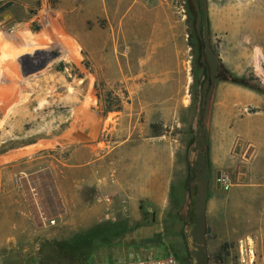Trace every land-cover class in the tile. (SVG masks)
I'll return each mask as SVG.
<instances>
[{
  "label": "rangeland",
  "instance_id": "374dc122",
  "mask_svg": "<svg viewBox=\"0 0 264 264\" xmlns=\"http://www.w3.org/2000/svg\"><path fill=\"white\" fill-rule=\"evenodd\" d=\"M196 1L204 13L201 39ZM256 16L264 27V0H0V264H125L144 246L187 258L199 240L206 264H264V195L254 196L252 177L217 172L228 183L217 195L210 190L217 173L204 174L200 230L193 228L199 175L172 179L156 207L129 201L124 193L103 195L90 185L75 188L73 181L76 161L89 159L94 147L102 154L100 170L122 179L123 152L114 165L106 161L123 139V117L142 103L139 59L149 48L148 29L163 27L164 18L173 29L175 82L159 90L180 91L181 99L163 100L168 114L151 125L152 133L170 141L193 133L186 147L204 157L206 124H215V108L234 100L242 109L235 120L253 118L254 95L264 100L254 92V86L264 90V34L254 29ZM200 61L212 94L205 132L197 129ZM220 67L249 87L221 81ZM179 107L186 109L171 115ZM17 172L13 187L8 174ZM42 172L53 182L49 193L55 199L53 178L62 174L72 196L54 217L35 178ZM236 185L245 190L233 191Z\"/></svg>",
  "mask_w": 264,
  "mask_h": 264
},
{
  "label": "crops",
  "instance_id": "0c3cea01",
  "mask_svg": "<svg viewBox=\"0 0 264 264\" xmlns=\"http://www.w3.org/2000/svg\"><path fill=\"white\" fill-rule=\"evenodd\" d=\"M259 19L258 16L254 18V29L258 30L259 34H264V27ZM168 20L169 18L163 19V27L154 26L148 29L149 35L146 42L149 48L144 56L139 59L140 67H144V74L139 75L142 78V82L140 81L142 91L138 93L137 99L141 100L142 103H140L137 111L131 110L127 116L123 117V139L118 143L119 148L112 152V161H106L105 166H112L118 161L120 150L123 152L125 163L122 179L121 177L114 179L110 169L107 172L100 170L103 166V161L100 160L102 154H100V150L94 147L89 150V159L76 161L77 171L73 178L74 187L94 186L103 195H110L111 197L124 193L123 195H126L129 201H143L156 207L163 203V198L168 192L172 179L192 180L195 175H198V172L200 176L207 169L204 173H211L212 171L233 173V171H237L235 174L237 178L252 177L254 178V196H263L264 107L261 106L264 104V100L258 99L256 95H254L253 118L235 120L242 109L236 108L238 103L234 100L224 103V107L214 109L215 124H206L205 139L208 143V152L205 153L206 159L201 157L202 152L197 154L189 148L192 146V141L188 139L193 133H183L181 139L175 137L171 141L163 134L152 133L151 125L162 121L163 116L168 114V109L164 108L163 100L181 99L180 91L164 93L159 90L160 86L175 82L173 81L172 70L176 52L172 49L173 29ZM153 88L154 90H152ZM171 109V115L176 116L177 113L183 112L186 108ZM137 116L142 117V124L137 122ZM187 144L188 147H186ZM187 148L188 150H186ZM108 152H106L107 157L110 154ZM96 154L98 157L95 158ZM231 155L234 157L228 159V157H232ZM242 157L249 159L244 162ZM76 160L78 159L76 158ZM1 161L2 159H0V164ZM196 165H199V171L196 170ZM17 175L18 172L17 174H8V180H12L10 185L13 184ZM36 175L37 182L47 192L46 202L50 203L54 217L57 212L60 213V207L66 209V204L72 202V196L63 183L65 176L62 174L61 178H53L59 196L58 199H55L49 193L52 190L53 182L48 175L43 172ZM1 185L0 181V189H2ZM236 186L233 191L241 193L245 190L243 189L245 187H241L245 185ZM207 188L209 191V186ZM210 190L217 195L222 192L217 183H214ZM213 204V201L209 202L210 206ZM129 208L131 209L130 206ZM256 208H260L259 205H256ZM259 210L264 211L263 206ZM148 249V246H144L138 251L142 254L153 253L150 249L145 251Z\"/></svg>",
  "mask_w": 264,
  "mask_h": 264
},
{
  "label": "trees",
  "instance_id": "16d2710c",
  "mask_svg": "<svg viewBox=\"0 0 264 264\" xmlns=\"http://www.w3.org/2000/svg\"><path fill=\"white\" fill-rule=\"evenodd\" d=\"M188 2H190V0H188ZM195 8L197 9V14H198V17H199L198 11L200 9L197 8V1L195 2ZM201 27H202V24H201L200 19H199L200 39H201V33L203 32ZM199 43L200 44L198 45V48H200L201 51H202L203 50V44L200 41H199ZM200 64H201V71H202V80L200 82V92H199L200 93L199 94V120L197 122V127H198L197 129L200 130V131L205 132L204 117H205V114H206V111H207V108H208L207 107L208 102L210 101V99L212 97V94H211V90L206 91V88H205V84L208 82V71H207V67L201 61H200ZM219 70H222L224 72V74H225L224 76H221L220 77V80L221 81H223V82H230L232 84H235V85H238V86H242V87H249V85L246 83L247 81H245L244 79H234L231 75H228L227 71L223 67H220L218 69V71ZM254 92H256V93L261 94L262 96H264V90H262V89H260V88H258L256 86H254ZM205 156L206 155H204V157H203L204 159H206ZM198 167H199V165H196V170L197 171H199V168ZM205 171H203V173H201V175L199 176V178L196 179L197 181H195L193 183V189L195 190L194 193H195V196H196L195 207H194L195 222H194L193 228L194 229H199V230H200V228H202V226L204 224V221L200 217V214H198V212H199L198 211V206L201 203V199H202L200 193L198 192V188L200 187V184H201L200 182L201 181H205L204 180V177H203L204 174H205L204 173ZM198 175H199V172H198ZM205 186H207V185H205ZM191 214H192V212H191ZM184 222H186V220ZM184 229H185V226L183 228V231H184ZM87 239H88L87 236H83V238L82 237L79 238V240L80 241H83V242H85ZM225 248H226V245H222V250H224ZM149 249L152 250L153 253H157L158 252L159 255H173L181 264H186V262H188V261H190V262H192L194 264H206V260H205L206 247H205V243L202 242L201 240H199L196 244H194V247L192 249V252L193 253H191V252L189 253L188 252L187 253V258H182L178 254L175 255V254H172L170 252L159 251L157 249H153L152 247H149ZM149 249L148 250H145V251H149ZM138 250H135V252H133L132 255L133 256L144 255V254H142V252H139L140 250L139 251ZM216 259L219 260V255L217 256Z\"/></svg>",
  "mask_w": 264,
  "mask_h": 264
},
{
  "label": "built area",
  "instance_id": "2783aa9c",
  "mask_svg": "<svg viewBox=\"0 0 264 264\" xmlns=\"http://www.w3.org/2000/svg\"><path fill=\"white\" fill-rule=\"evenodd\" d=\"M219 183L222 188H228L227 179L220 177ZM41 222L43 224L48 222V218L44 216V219L41 220ZM153 254L154 253H147L144 255L133 256L125 262V264H181L173 255L153 256Z\"/></svg>",
  "mask_w": 264,
  "mask_h": 264
},
{
  "label": "water",
  "instance_id": "95a60500",
  "mask_svg": "<svg viewBox=\"0 0 264 264\" xmlns=\"http://www.w3.org/2000/svg\"><path fill=\"white\" fill-rule=\"evenodd\" d=\"M197 6L199 7V3H197ZM198 13H199V19H200V22H201V24H202V27H201V28H203V23H204V13H203L202 10H199ZM216 179H217V186L219 187V186H220V183H219L220 173H217V175H216Z\"/></svg>",
  "mask_w": 264,
  "mask_h": 264
},
{
  "label": "bare ground",
  "instance_id": "6f19581e",
  "mask_svg": "<svg viewBox=\"0 0 264 264\" xmlns=\"http://www.w3.org/2000/svg\"><path fill=\"white\" fill-rule=\"evenodd\" d=\"M2 20H5V19H2ZM7 101H8V100H7ZM1 103H2V102H1ZM42 216H43V217H42ZM44 216H45L44 214H43V215H40V219H39V220H43V219H44ZM46 216H47V215H46ZM46 216H45V217H46ZM250 242H251V241H250ZM250 244H251V243H250ZM252 245H253V243H252Z\"/></svg>",
  "mask_w": 264,
  "mask_h": 264
},
{
  "label": "flooded vegetation",
  "instance_id": "af4514ba",
  "mask_svg": "<svg viewBox=\"0 0 264 264\" xmlns=\"http://www.w3.org/2000/svg\"><path fill=\"white\" fill-rule=\"evenodd\" d=\"M197 3H199V2L197 1ZM197 8H198V9L200 8V4H199V7L197 6Z\"/></svg>",
  "mask_w": 264,
  "mask_h": 264
}]
</instances>
